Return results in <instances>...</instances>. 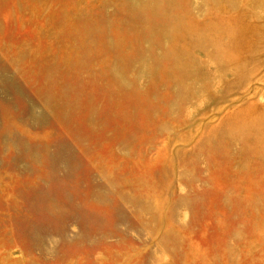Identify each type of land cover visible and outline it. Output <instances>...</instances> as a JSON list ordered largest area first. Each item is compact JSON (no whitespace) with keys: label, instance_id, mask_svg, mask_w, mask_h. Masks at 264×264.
<instances>
[{"label":"rangeland","instance_id":"rangeland-1","mask_svg":"<svg viewBox=\"0 0 264 264\" xmlns=\"http://www.w3.org/2000/svg\"><path fill=\"white\" fill-rule=\"evenodd\" d=\"M0 264H264V0H0Z\"/></svg>","mask_w":264,"mask_h":264}]
</instances>
